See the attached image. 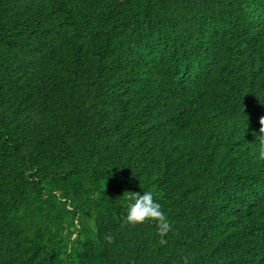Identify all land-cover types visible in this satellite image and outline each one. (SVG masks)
<instances>
[{"label":"trees","instance_id":"trees-1","mask_svg":"<svg viewBox=\"0 0 264 264\" xmlns=\"http://www.w3.org/2000/svg\"><path fill=\"white\" fill-rule=\"evenodd\" d=\"M262 116L264 0H0V264H264Z\"/></svg>","mask_w":264,"mask_h":264},{"label":"clouds","instance_id":"clouds-1","mask_svg":"<svg viewBox=\"0 0 264 264\" xmlns=\"http://www.w3.org/2000/svg\"><path fill=\"white\" fill-rule=\"evenodd\" d=\"M260 124V152L259 156L261 160H264V116L259 119ZM127 199L134 201L128 206L127 216L124 220L125 224L133 227L151 221L157 228V234L161 237L159 243L161 245L166 244L167 241L164 237L172 230V225L168 218L161 210V205L154 199L151 191H145L142 194L140 192H127ZM104 239L112 244L115 242V238L112 235H106ZM185 264H188L187 257L185 258Z\"/></svg>","mask_w":264,"mask_h":264}]
</instances>
